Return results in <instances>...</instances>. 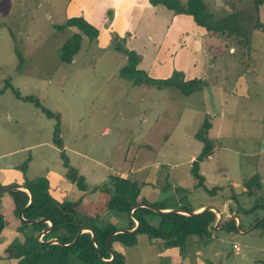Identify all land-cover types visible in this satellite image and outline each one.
<instances>
[{
    "label": "rangeland",
    "instance_id": "obj_1",
    "mask_svg": "<svg viewBox=\"0 0 264 264\" xmlns=\"http://www.w3.org/2000/svg\"><path fill=\"white\" fill-rule=\"evenodd\" d=\"M67 1L0 0V86L7 79L20 95L33 96L42 107L57 114V119L48 118L32 103L16 99L9 88L0 92V154L7 153L0 161L17 165L14 174L25 183L45 178L49 170L61 172L69 198L79 194L81 199L92 187L102 185L111 175H119L136 179L139 195L149 202L160 201L168 209L194 208L199 203H205L202 208L227 204L234 209L237 203L240 231L236 230V220L230 233L224 228L216 229L202 245L194 247L198 254L193 252L191 261L201 264L207 256L208 264H264V232L258 227L245 232L259 211L243 212L252 207L264 189V32L251 31L253 61L246 67L239 37L226 31L205 35L188 15L171 13L170 19L168 15V27L160 32L154 53L150 55L145 50L141 67L149 69L147 75L152 78L179 72L185 79L203 82L200 90L182 95L172 87L132 84L119 74L126 58L109 46L112 30L101 44L102 30L112 18L106 11L101 21L104 27H96L100 37L95 43L82 40L73 59L61 63L58 48L73 29L54 30L52 24H61L66 17L75 15L65 8ZM209 1L224 10L228 3L241 10L250 4L249 0ZM170 12L167 10V14ZM256 16L264 22V3ZM150 17L156 29L159 13ZM14 45L20 50V62ZM228 70L235 76L230 90L209 86V79L217 83ZM217 105L221 110L216 109ZM205 121L211 125L205 138L213 147L211 158H202L197 166L207 188L219 187L214 193L195 186V179L188 174L189 157H197L203 146L196 136ZM54 140H59V145ZM256 145L261 146V152L254 151ZM153 162L160 165L166 179L160 183L154 180L151 190L144 175L152 168L140 167ZM20 166H24V172ZM68 167L81 176L84 191L65 177ZM139 168L142 173L137 171ZM254 174L259 176V188L244 195L241 183ZM95 191H90L92 196ZM231 193L235 200L230 199ZM3 194L10 206L9 193ZM97 205H92L97 208L94 212L100 208ZM11 209L4 206L1 210L9 220L0 237L3 239L8 238L7 231H12L13 223L19 222L14 212L10 218ZM117 224V228L130 229L124 220ZM29 228L23 232H29ZM136 238L132 246L117 248L112 244L122 254L124 264H174L182 257L176 247H155L142 234ZM14 240L20 241L21 237L11 239ZM232 242L239 248L237 253L233 252ZM189 245L184 247L186 255ZM5 247L0 245V264H11Z\"/></svg>",
    "mask_w": 264,
    "mask_h": 264
},
{
    "label": "trees",
    "instance_id": "obj_2",
    "mask_svg": "<svg viewBox=\"0 0 264 264\" xmlns=\"http://www.w3.org/2000/svg\"><path fill=\"white\" fill-rule=\"evenodd\" d=\"M149 4H160L173 13H183L188 15L193 23L205 31L210 36L218 33L227 32L241 39V45L246 56V67L250 66L253 61L251 56V31L253 29L264 32V22L258 20V7L264 3V0H249L250 4L244 5L246 8L238 9L232 3H228V9L217 8L213 6L209 0H147ZM107 16H111V11L106 10ZM54 30H63L71 28L73 31L64 39L57 51L58 59L61 63H69L80 49L82 40L87 43H95L98 30L96 27L88 23L82 16H69L64 19L61 24H52ZM11 33V32H10ZM126 33L119 36L115 32L110 33L109 46L120 52L126 58V63L119 69V74L128 79L132 84H148L158 88L172 87L178 90L182 95H189L202 88L203 82L198 78H187L179 72H173L166 78H152L144 71L136 68L140 56L124 46ZM11 36L13 37L12 33ZM14 53L21 61V53L17 45H14ZM5 88H9L16 99L24 102H30L37 107L44 116L57 119V114L42 107L37 99L31 95H20L18 90L5 79L0 86V92ZM264 123V117L262 118ZM210 123L205 121L202 124L201 131L196 136L202 142L201 152L191 161L189 173L196 181V185L209 193L218 190V186L207 188L204 185V179L198 172L197 162L206 157L211 152V145L207 144L205 138ZM57 133V126L53 130ZM56 144L59 145V140ZM66 163V162H65ZM64 164V163H63ZM65 166H68L65 164ZM21 172H24V166H20ZM68 175L65 174L70 182L84 191L86 187L82 178L77 172L71 168H67ZM259 176L254 174L241 183L244 188V195H251L254 190L258 189ZM22 185L29 188L32 192L33 200L31 204L22 212L25 219H38L41 217L48 218L52 221V230L36 239V234L45 228L48 224L45 221L25 224L19 221L17 231L22 233L21 240L9 242L4 253L7 259H11V264H124L123 256L120 252L112 248L114 242L123 246H132L137 242L136 235L142 234L148 240L159 242L163 248L176 247L180 250L182 257H186L187 250L184 249L188 243L202 245L204 241L209 239L213 233V224L216 220L215 213L212 210H204L193 215H186L176 212L155 213L145 207H134L131 212L129 209L136 203H148L159 209H168L162 202H148L142 196H139V188L136 180L121 177L119 175H111L106 182L100 186H94L90 191H99L103 195V205L97 212L92 214L85 213L78 204L80 198L74 201L54 199L48 192V184L45 178H38L29 183L23 182ZM3 192L9 193L12 200L13 212L17 215L28 200V195L24 190L5 189L0 191V197ZM230 199L235 200V195L230 194ZM186 211H194V208L177 207ZM240 205L236 203L235 208H229V212H235L238 215ZM259 211V215L264 214V189L262 195H257L251 208L244 209L243 212L249 210ZM130 213L137 218L138 226L132 232H118L111 236L109 249L106 248L105 242L109 233L116 229L120 220L126 221V228H132L134 221ZM258 215V216H259ZM145 216H156L158 221L155 224L149 223ZM255 216L252 221H255ZM5 225V220L0 212V231ZM30 227L29 232H23L25 227ZM253 227H258L264 232V218L260 219ZM80 228H89L93 231V243L90 240V232L81 231L75 241L69 243ZM226 231H234V220L232 219L225 227ZM56 238L65 245L57 243H43L44 241ZM94 245V246H93ZM190 246V245H189ZM188 246V247H189ZM95 247V248H94ZM8 249V250H7ZM99 252L101 258L109 259L101 261L97 256ZM7 250V251H6ZM7 252V253H6ZM112 253V257H110Z\"/></svg>",
    "mask_w": 264,
    "mask_h": 264
},
{
    "label": "crops",
    "instance_id": "obj_3",
    "mask_svg": "<svg viewBox=\"0 0 264 264\" xmlns=\"http://www.w3.org/2000/svg\"><path fill=\"white\" fill-rule=\"evenodd\" d=\"M65 8L66 9L68 8L69 12H71L72 14H75L74 16H77V15L82 16L88 23H90L94 27H97L98 29L102 26L101 21L102 22L104 21L103 16L105 14V11L109 9L111 11L112 18H111L109 26H107L106 28L104 26H102V27H104L105 30L104 29L102 30L101 44H104L107 41V38L109 37V31L110 30L114 31L119 36H122L126 33L127 35L125 37V43L124 44L126 45V47H128V49L130 48L133 51H135L137 54L140 55L141 60H139V63L137 64L136 68H138V69L141 68V70L144 71L146 74H147V70H149V69H147V68L143 69V66L141 67V65L143 64L142 58L144 56V52L146 49H148L150 55H152L154 53V48H155V45L158 43V38L160 36V32H163V30L166 29L169 25V21H168L167 17L169 15V19H170L171 18L170 15H171V13H173V12H170V14H167L168 9L165 10L164 6H162L160 4L151 5L148 3L147 0H68L66 5H65ZM155 11L159 13V19H160V20H157V22H156V24H157L156 29H155L154 23L151 22V20H153V18L150 17L152 14H156ZM205 35H208V34L206 33ZM98 36L100 37L99 30H98L97 38H98ZM141 36L144 37V40L146 39L145 43H143L144 40H141ZM137 39H139V41ZM137 42H139V43L137 44ZM231 74H232V72L229 70L226 72H223L222 79L220 81H218L217 83H214L215 81L211 82L209 79V81H208L209 86L216 87L219 90H223V89L230 90L231 88L228 89V87L232 86V84L235 81V78H233L235 76L231 75ZM206 79H207V77H206ZM234 92H236L235 89H234ZM234 94H232V95H234ZM215 107H216V109L218 108L219 110H221V107L219 105H217ZM217 115L219 116V113H217ZM209 127H211V125ZM216 133L219 134L218 131ZM145 145H146V147H148L150 149L149 144H145ZM212 147L213 146H211V151H212ZM260 148H261V146L256 145L254 151L257 150L258 152H261ZM6 154L7 153H1L0 159L5 157ZM144 158H146V157H144ZM194 158L195 157L193 155H191L189 157V166H188V174L189 175H190L189 169L191 167V161ZM210 158L211 157H209L208 159H210ZM147 164L148 163H145L144 166H142L140 168L144 169V170L146 168H152V170H150V171H152L151 173H149L150 171H146L145 175H144V178L147 179V183H145V184L147 185V187H149L152 190V186H153L152 183L154 180L156 182L158 181V183H160L162 179H166V178L165 177L163 178V176H165V174L157 162H153L152 165H147ZM16 166L17 165H14V164L10 165V164H7V163L0 161V185L11 184L12 182H15V183H18L19 185H22L23 179L19 175L17 176V174H16V176H15V174H14L15 169H13V168H15ZM140 168L137 171L142 173ZM130 170H131V167L128 169V171L130 172ZM49 172L50 173L45 174V178H46L47 184H48V192L54 199H56L58 201H61V200L74 201L76 199H79V197H78L79 194L75 195V197L73 196L72 198H69L66 196L67 191L65 190V185L62 182L63 177L60 174L61 172L59 174H57L56 171L49 170ZM133 172H134V170L131 173H133ZM198 172H199V169H198ZM147 174H149V175H147ZM199 174L204 179L203 174H201L200 172H199ZM121 177H125V176H121ZM134 180H136V179H134ZM204 181H205V179H204ZM136 182H137V180H136ZM155 185H157V183H155ZM229 186H231V185L229 184ZM240 190L241 191L244 190L242 185L240 186ZM86 192H85L84 196H82V192H81L80 197L81 196L82 197H81L80 203L78 204L77 207L80 208L82 210V212L84 211L85 213L92 214L97 209V208L96 209L92 208L93 204H99V205H97V207L103 205V203H104L103 202V195L98 191H95L97 193L93 196H92V193L90 191H88L87 193ZM139 196H142L147 201L149 200L144 195L140 194ZM99 200L101 202H99ZM3 205L6 208H8V207L10 209L12 208L11 198H10V206H9L8 200L4 194H2L0 197V212H2L1 210H2V208H4ZM203 205H205V203L204 204H202V203L197 204L194 207V211L200 210ZM212 206L217 208L221 214L220 221H219L218 225H220L223 221H226L227 218L231 214L234 213V212L228 211L230 206L227 204L221 205L220 207L217 205H213V204H212ZM12 212L13 211L11 209V211L9 212L10 218L12 217ZM1 214L3 215V212ZM216 217H217V215L215 214V218ZM3 218L5 220V225L0 231V237H3L2 233H3V231L5 232V229H6L5 227L7 226L8 221H9L7 218L4 217V215H3ZM15 218H16V221H19L17 218V215H15ZM145 219L148 222H153V224L157 223V221H158V217H156V216H145ZM232 219L235 222L236 219L234 217ZM18 225H19V222L13 223L12 231H10V230L7 231V235H8L7 239L0 238V245L1 246L7 245L9 242H11V239H13L15 237L17 238L18 236H20V237L22 236V233L17 231ZM239 229H240V227H239ZM228 232L230 233L231 231H228ZM17 234H19V235H17ZM114 243H115L116 247L118 245H120L117 242H114ZM148 243L149 244L154 243L155 247L159 246L160 248H162L159 242L149 240ZM233 244H235V243L232 242L231 247ZM194 247H197V246L194 243H191L189 256L188 257L186 256L183 259H182V257H180L179 261L175 260L176 262L174 264H198V263H200V262H195L194 260L191 261V259L194 258L193 252L195 254H198V250L194 249ZM236 247H237V249H234L232 247L234 253H237L239 251V248L237 245H236ZM117 248H119V247H117ZM197 258L203 259L202 256H200V257L197 256ZM183 260H185V261L181 262ZM207 262H208V260H207V256H206L204 258V261L201 262V264H203V263L208 264Z\"/></svg>",
    "mask_w": 264,
    "mask_h": 264
},
{
    "label": "water",
    "instance_id": "obj_4",
    "mask_svg": "<svg viewBox=\"0 0 264 264\" xmlns=\"http://www.w3.org/2000/svg\"><path fill=\"white\" fill-rule=\"evenodd\" d=\"M10 188H14V189H20V190H24L27 195H28V200H27V203L21 208L19 209L18 213H17V217L19 219L20 222H23L25 224H32V223H37V222H41V221H45L47 222L48 224V228H45V229H42L40 230L37 234H36V239L39 240V237L44 235L45 233H48L52 230V227H53V224H52V221L48 218H45V217H41V218H38V219H25L22 217V212L31 204L32 200H33V195H32V192L29 190V188H27L26 186L24 185H19V184H6V185H0V191L2 190H5V189H10ZM134 207H145V208H148L149 210L155 212V213H164V212H176V213H182V214H186V215H193V214H196V213H199L201 211H204V210H212L216 215V220L213 224V231L218 229V228H223L227 225L228 222H230V220L234 217L237 221V227H236V230L237 231H240L239 229V217L237 214L233 213L231 214L227 220L218 225L219 221H220V211L215 208L214 206L212 205H207V206H204L203 208H201L200 210L198 211H186V210H183V209H180V208H170V209H159V208H156L148 203H136L134 205L131 206V208L129 209V212L132 211V209ZM130 216L132 217L133 221H134V226L130 229H121V228H116L114 230H112L109 235L107 236L106 238V242H105V246L107 249H109V242H110V239H111V236L115 233H118V232H122V233H129V232H132L134 229H136V227L138 226V220L136 217H134L131 213H130ZM264 218V214L260 215L254 222L253 224L250 225V227L248 229L245 230L248 231L250 230L260 219H263ZM89 231L90 232V240L91 242L93 243V237H94V233L91 229L89 228H80L77 233L75 234V236L73 237V239L67 243L66 245H69L71 243H73L77 237V235L81 232V231ZM43 243H57V244H60V245H65L64 243H62L61 241L57 240L56 238H50L46 241H44ZM94 246V245H93ZM95 248V247H94ZM96 252H97V256L98 258L101 260V261H108L109 259H103L101 258L99 252L97 251L96 249ZM110 257H112V253H110Z\"/></svg>",
    "mask_w": 264,
    "mask_h": 264
},
{
    "label": "built area",
    "instance_id": "obj_5",
    "mask_svg": "<svg viewBox=\"0 0 264 264\" xmlns=\"http://www.w3.org/2000/svg\"><path fill=\"white\" fill-rule=\"evenodd\" d=\"M209 157H210V156H207V158H209ZM232 247H233L234 249H237V247H236L235 244H233Z\"/></svg>",
    "mask_w": 264,
    "mask_h": 264
},
{
    "label": "clouds",
    "instance_id": "obj_6",
    "mask_svg": "<svg viewBox=\"0 0 264 264\" xmlns=\"http://www.w3.org/2000/svg\"><path fill=\"white\" fill-rule=\"evenodd\" d=\"M207 156H210V155H207ZM207 156H206V158H207Z\"/></svg>",
    "mask_w": 264,
    "mask_h": 264
}]
</instances>
